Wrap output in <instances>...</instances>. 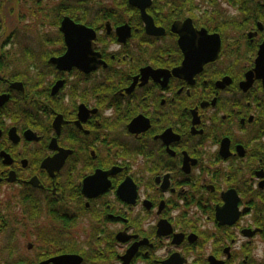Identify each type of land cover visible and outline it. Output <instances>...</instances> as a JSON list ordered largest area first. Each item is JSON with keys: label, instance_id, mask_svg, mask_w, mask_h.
Wrapping results in <instances>:
<instances>
[{"label": "flooded vegetation", "instance_id": "flooded-vegetation-1", "mask_svg": "<svg viewBox=\"0 0 264 264\" xmlns=\"http://www.w3.org/2000/svg\"><path fill=\"white\" fill-rule=\"evenodd\" d=\"M262 44L264 0H0V264H264Z\"/></svg>", "mask_w": 264, "mask_h": 264}, {"label": "water", "instance_id": "water-1", "mask_svg": "<svg viewBox=\"0 0 264 264\" xmlns=\"http://www.w3.org/2000/svg\"><path fill=\"white\" fill-rule=\"evenodd\" d=\"M143 11V15H144V19L147 23V26L148 28H154V25H153V22H151L144 9L142 10ZM149 20V22H148ZM151 25V26H150ZM61 31L64 32L65 36H66V42H67V45H68V51L67 53L60 57V58H53L51 59V62L55 63L58 68L60 69H71L73 66H76L78 67L79 69L81 70H87V71H90V70H93L96 68V66H93V67H84L82 65H79V64H72L71 63V56H70V53H71V50H75L76 52V49H79L81 45H83L84 47L88 48L87 51L88 52H92L93 49L91 48V46L89 45V39H88V35L87 33H92L91 30L85 28L84 26L82 25H75L70 19L66 18L63 22H62V26H61ZM175 32H179L181 36H183V32L182 31H175ZM84 37L86 39V41L81 44L79 41H77L78 37ZM212 37H216V46H215V53H216V56H217V53L219 52L220 50V38L218 36H212ZM93 61H94V58H93ZM88 68V69H87ZM200 67H190L189 66V63L185 65V63L183 64L182 67L176 69L174 71V74L176 76H179L181 75L182 76V72L183 71H186L188 73V76L189 78L192 76L198 71L200 70L199 69ZM254 73H256V76L257 78H261L264 80V44H262L260 47H259V51H258V57L256 59V68L254 69V72H250L248 73V78H252L254 77ZM7 98H0V105L3 104L5 101H6ZM78 258H77V261H76V264H78Z\"/></svg>", "mask_w": 264, "mask_h": 264}, {"label": "trees", "instance_id": "trees-1", "mask_svg": "<svg viewBox=\"0 0 264 264\" xmlns=\"http://www.w3.org/2000/svg\"><path fill=\"white\" fill-rule=\"evenodd\" d=\"M244 2V1H243ZM253 4H255V2H253ZM259 9H255V10H248L250 14H252V19H259L260 18V12L258 11Z\"/></svg>", "mask_w": 264, "mask_h": 264}, {"label": "rangeland", "instance_id": "rangeland-1", "mask_svg": "<svg viewBox=\"0 0 264 264\" xmlns=\"http://www.w3.org/2000/svg\"><path fill=\"white\" fill-rule=\"evenodd\" d=\"M48 31H49L50 33L54 34V32H53L52 30H51V31H50V30H48Z\"/></svg>", "mask_w": 264, "mask_h": 264}]
</instances>
